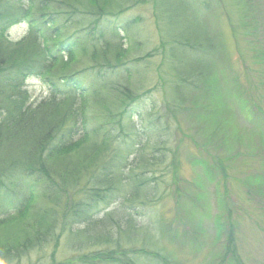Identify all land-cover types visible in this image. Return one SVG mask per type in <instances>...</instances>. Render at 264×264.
Returning a JSON list of instances; mask_svg holds the SVG:
<instances>
[{"label":"trees","instance_id":"1","mask_svg":"<svg viewBox=\"0 0 264 264\" xmlns=\"http://www.w3.org/2000/svg\"><path fill=\"white\" fill-rule=\"evenodd\" d=\"M113 1L0 0V261L48 246L54 252L60 233L68 232L76 248L106 249L94 262L82 256V264H132L137 257L169 264L160 257L156 225L149 229L138 213L159 191L177 193L176 158L166 162L175 152L173 120L205 93L213 46L200 31L161 38L158 51L168 48L172 64L157 78L168 86L166 109L151 116V105L144 117L139 86L129 77L140 72L118 77L134 25L115 21L124 9ZM154 13L163 31V14ZM20 22L27 23L26 33L11 40L6 31ZM199 49L203 58L187 54ZM79 61L86 64L81 69ZM31 77L48 89L37 102L27 88ZM232 252L225 249L230 258Z\"/></svg>","mask_w":264,"mask_h":264},{"label":"rangeland","instance_id":"2","mask_svg":"<svg viewBox=\"0 0 264 264\" xmlns=\"http://www.w3.org/2000/svg\"><path fill=\"white\" fill-rule=\"evenodd\" d=\"M202 1H113V7L124 9L115 21L132 20L134 25L125 44L127 62L118 77L123 81V73L140 72L129 77L131 84L137 81L139 86L136 96H142V101L137 103L144 117L151 105V116L159 117L166 109L168 86L157 84V78L172 66L169 49L158 51L167 32L184 37L200 31L211 40L214 51L205 93L195 96L178 121L173 120L170 142L175 152L166 162L176 158L181 176L173 187L177 193L172 198L170 192L159 191L160 198L153 197L155 201L139 210L138 221L149 229L156 225L160 257L166 256L169 264H235L232 257H238L240 264H264V0H214L207 9ZM155 11L163 14V31ZM26 30L27 23L20 22L7 29V36L17 40ZM187 54L204 56L202 49ZM140 56L145 63L131 70ZM84 65L79 61L75 67ZM26 83L33 102L48 94L41 78L31 77ZM60 234L54 252L48 246L0 264H82V256H91L94 262L106 254L103 246L76 248L70 233ZM226 248L235 256L226 255ZM131 262L155 264L144 257Z\"/></svg>","mask_w":264,"mask_h":264},{"label":"bare ground","instance_id":"3","mask_svg":"<svg viewBox=\"0 0 264 264\" xmlns=\"http://www.w3.org/2000/svg\"><path fill=\"white\" fill-rule=\"evenodd\" d=\"M135 233L136 234H142L141 231H139V230H135Z\"/></svg>","mask_w":264,"mask_h":264}]
</instances>
